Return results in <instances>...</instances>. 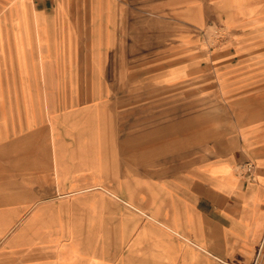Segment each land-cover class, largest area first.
<instances>
[{
  "label": "crops",
  "instance_id": "0c3cea01",
  "mask_svg": "<svg viewBox=\"0 0 264 264\" xmlns=\"http://www.w3.org/2000/svg\"><path fill=\"white\" fill-rule=\"evenodd\" d=\"M120 1L3 0L9 4L0 9V46L6 43L21 64L29 51L56 66L80 68L97 47V68L115 70L109 77L98 74L94 83L113 77L130 84L131 71L119 77L117 68H133L134 50L141 61L151 58L128 39L131 25L123 35L115 23V43L106 49L91 43L87 51L92 20L98 21L93 29H100L103 16L119 18L122 26L128 20L123 10H113ZM84 72L80 99H107L95 87L85 91ZM262 76L259 70L239 76L237 96L256 107L239 109L238 136L217 145V159L205 154L183 160L179 137L167 155L163 125L151 128L147 119L122 129L118 118L107 125L103 116L111 108L100 102L72 113L46 108L40 122L18 124L13 138L0 139V166L12 164L14 177L0 206L1 235L12 233L5 248L18 264H264ZM248 162L253 179L239 170Z\"/></svg>",
  "mask_w": 264,
  "mask_h": 264
},
{
  "label": "rangeland",
  "instance_id": "374dc122",
  "mask_svg": "<svg viewBox=\"0 0 264 264\" xmlns=\"http://www.w3.org/2000/svg\"><path fill=\"white\" fill-rule=\"evenodd\" d=\"M8 4L0 0V9ZM110 7L105 4L104 11L109 12ZM116 9L117 15L123 10V18L128 20L122 26L119 18L110 20L103 16L100 29H93L98 21L92 20L86 36L87 51L91 43H100L103 49L113 45L115 23L119 29L122 27L121 32L126 24L131 25L128 39L132 38L135 47H143L151 58L141 61L140 52L134 50L133 68H117L119 77L131 71L130 84L114 83L113 77L111 83H94L98 74L109 77L115 70L105 67L101 73V68H97V47L91 54L87 52V67L80 68L76 64L62 66L61 62L56 66L53 61L41 59L39 53L29 51L24 54L25 64H21L6 43L0 46V139L3 135L5 139L13 138L20 123L40 122L46 108L72 113L70 109L100 102L102 108H111V115L103 116L107 125L115 118L122 129L127 123H133L136 129L147 119L151 128L163 125L167 155L175 150L173 141L179 137L181 146L176 150L181 151L183 160L205 154L219 158L217 145L238 136L239 109L251 108L253 112L256 107L252 99L240 100L237 89L243 85L239 76H254L259 70L264 77V0H121L113 6ZM105 61L103 56V66ZM83 69L85 91L92 92L95 87L97 93L105 92L107 99H80ZM220 75L229 80L223 83ZM127 92L131 93L128 100ZM114 109L117 117L112 115ZM161 131L154 133L155 141L158 134H163ZM0 167L1 206L3 192L12 188L14 177L12 164ZM11 236L12 233L1 235L0 230V264L20 262L4 246Z\"/></svg>",
  "mask_w": 264,
  "mask_h": 264
},
{
  "label": "built area",
  "instance_id": "2783aa9c",
  "mask_svg": "<svg viewBox=\"0 0 264 264\" xmlns=\"http://www.w3.org/2000/svg\"><path fill=\"white\" fill-rule=\"evenodd\" d=\"M240 168L247 178L253 179L255 167L252 162L245 163Z\"/></svg>",
  "mask_w": 264,
  "mask_h": 264
}]
</instances>
